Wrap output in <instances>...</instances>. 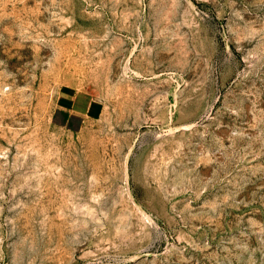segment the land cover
Here are the masks:
<instances>
[{
    "label": "rangeland",
    "instance_id": "rangeland-1",
    "mask_svg": "<svg viewBox=\"0 0 264 264\" xmlns=\"http://www.w3.org/2000/svg\"><path fill=\"white\" fill-rule=\"evenodd\" d=\"M0 264H264V0H0Z\"/></svg>",
    "mask_w": 264,
    "mask_h": 264
},
{
    "label": "crops",
    "instance_id": "crops-1",
    "mask_svg": "<svg viewBox=\"0 0 264 264\" xmlns=\"http://www.w3.org/2000/svg\"><path fill=\"white\" fill-rule=\"evenodd\" d=\"M57 108L70 113L75 119L97 120L103 114V106L95 101L88 91L78 92L72 88H64L57 97Z\"/></svg>",
    "mask_w": 264,
    "mask_h": 264
}]
</instances>
